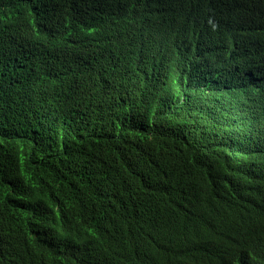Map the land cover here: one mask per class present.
I'll return each instance as SVG.
<instances>
[{
  "label": "trees",
  "instance_id": "trees-1",
  "mask_svg": "<svg viewBox=\"0 0 264 264\" xmlns=\"http://www.w3.org/2000/svg\"><path fill=\"white\" fill-rule=\"evenodd\" d=\"M263 240L264 0H0V264Z\"/></svg>",
  "mask_w": 264,
  "mask_h": 264
},
{
  "label": "clouds",
  "instance_id": "clouds-1",
  "mask_svg": "<svg viewBox=\"0 0 264 264\" xmlns=\"http://www.w3.org/2000/svg\"><path fill=\"white\" fill-rule=\"evenodd\" d=\"M236 264H264V240L262 241L259 251L248 258L238 261Z\"/></svg>",
  "mask_w": 264,
  "mask_h": 264
}]
</instances>
